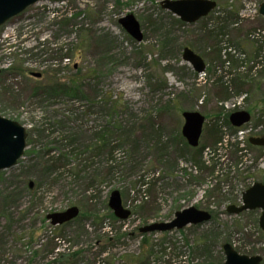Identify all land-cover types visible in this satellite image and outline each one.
<instances>
[{
	"label": "rangeland",
	"instance_id": "374dc122",
	"mask_svg": "<svg viewBox=\"0 0 264 264\" xmlns=\"http://www.w3.org/2000/svg\"><path fill=\"white\" fill-rule=\"evenodd\" d=\"M160 1H40L0 26V114L23 125L29 140L17 163L0 170V264H200L206 258L195 250L193 255L192 244L210 221L182 232L149 233L153 244H140L138 228L170 220L189 206L210 212L222 236L242 253L262 255L264 264L259 210L226 212L264 177V147L248 142L264 132L261 0H215L216 7L193 23L181 22ZM128 13L140 24V42L118 23ZM154 23H161V32ZM80 27L92 31L89 46L78 44ZM164 32L169 48L161 51ZM13 34L22 36L8 51ZM103 34L113 40L108 54L106 42L93 40ZM184 46L201 56L202 72L181 58ZM78 69L97 70L82 83L87 97L33 96L34 88L44 86L46 70H56L55 79L65 82ZM118 99L120 106L111 107ZM236 110L250 114L239 128L228 120ZM182 111L205 117L200 159L176 140ZM118 123L136 126L138 144L118 145L126 138L113 135ZM104 126L111 129V155L95 148ZM67 131L84 152L73 155L74 145L61 140ZM157 144L166 147L163 154ZM229 144H238L237 154ZM50 157L58 168L46 175ZM118 161L107 174L105 166ZM114 189L131 211L127 219L110 216L107 201ZM73 205L79 210L74 223L51 225L46 218Z\"/></svg>",
	"mask_w": 264,
	"mask_h": 264
},
{
	"label": "water",
	"instance_id": "95a60500",
	"mask_svg": "<svg viewBox=\"0 0 264 264\" xmlns=\"http://www.w3.org/2000/svg\"><path fill=\"white\" fill-rule=\"evenodd\" d=\"M44 0H0V26L9 19L16 17L29 6ZM62 1V0H53ZM160 6L163 9L176 15L184 23H193L206 16L215 6L214 0H161ZM259 14L264 18V0L259 4ZM124 30L136 41L143 38L138 20L132 13H128L118 20ZM181 57L191 64L196 72H202L205 63L201 56L191 48L184 47ZM33 76H40L39 72L32 73ZM183 124L181 134L188 145L194 147L199 143L205 117L198 111H183ZM250 119V114L245 110H237L229 115V122L239 127ZM27 132L19 122L0 114V170L14 166L18 159L23 156L26 148ZM253 145L264 146V137L251 136L248 138ZM31 185V184H30ZM108 206L114 216L119 220L128 218L130 210L122 204L120 192L112 190L108 197ZM258 209V225L264 233V183L256 181L246 188L241 194L239 205L230 204L226 207L228 214H238L245 210ZM76 206L67 207L65 210L52 212L47 215L52 225L61 224L72 220L78 215ZM211 214L195 206H189L176 211L170 220L152 222L139 228L140 232H165L172 229H180L191 224H201L209 221ZM224 259L218 264H259L261 256L258 254L247 255L239 253L230 243L222 246Z\"/></svg>",
	"mask_w": 264,
	"mask_h": 264
},
{
	"label": "trees",
	"instance_id": "16d2710c",
	"mask_svg": "<svg viewBox=\"0 0 264 264\" xmlns=\"http://www.w3.org/2000/svg\"><path fill=\"white\" fill-rule=\"evenodd\" d=\"M226 6H228V5H226ZM153 25H155V32H157V33L161 32V30H162L161 23L160 24L154 23ZM77 32L79 33L78 44H81L84 41V42H87V44L89 46L92 31H90L86 28L83 29L82 27H80L79 29H77ZM168 34H169L168 32L161 33V36H160L161 42L159 45L161 51L169 48ZM94 39L98 40V41H102L104 43L106 42L108 47L106 46L105 52L107 54L111 51V48L114 47L113 43H112L113 40L111 39V37L108 34L95 35L93 37V40ZM42 42H44V40H41L40 43H42ZM43 44H45V43H43ZM43 44L41 46H44ZM42 51H45V50H42ZM155 69L158 70V67H156ZM55 73H56V70H46L45 74H46L47 78H46V81L43 83L44 86L34 88L33 96L42 98L45 96L46 97L57 96L60 94V95L67 96L70 99L71 98L73 99V98L87 97V95L84 94V89H83L82 83L85 82L86 80L89 81L92 75H96L97 70L91 69V71H89V72L82 73V72H80V69H78L76 71V73L72 74L69 77V79L65 82L57 81L55 79V77H56ZM237 79H238V84H240V85H243L244 83H246V79H244V78H237ZM101 101L104 103H108L103 99H101ZM120 102H121V99L114 100L113 102L110 103L111 107L120 106ZM148 125H149V123H148ZM113 128L115 129V133L113 135H117V136H119V138H123V136H126L124 141H119L120 143H118V141H117L118 145L127 144L129 140H132L133 142H135L134 144H138L137 143L138 136H135L132 133V132H134V128H136V126L134 124L133 125L126 124L125 126H122L120 123H118L116 125V127H113ZM137 128H139V125L137 126ZM110 130L111 129L109 127L104 126L103 128H101L99 130V132L96 133L97 137L101 136V138L98 137L95 139L96 144H97L95 148H97V150L98 149H102V150L106 149L108 151V153L111 155L115 150V146L109 147L108 140L106 139V136L110 135ZM214 130H215L214 133L218 132L217 129H214ZM146 131H147V129L144 132L145 137H146ZM151 131L153 133H155L154 134L155 137H157L158 142H160V139H159L160 137L158 136V133L156 132V130H154V128L151 127L150 133H151ZM176 132H177L176 133V137H177L176 140L180 141L184 147H187L190 150L197 152V156L200 159L201 147L197 146V147L192 148V147L188 146V144L186 143V141L182 137L179 129L176 130ZM260 135L264 136V132H261ZM72 136H73V134H70V132L67 131V132H65V134H63L61 136V140L62 141L69 140L70 142H68L67 145H70V146L74 145V149L71 150V152H73L74 153L73 155L76 156V152L80 153V154H81V152H84V151L78 150L84 146H82L83 145L82 143L75 140L76 139L75 136L74 137H72ZM38 139H41V138L38 137ZM27 144H29V140L27 141ZM42 144H44V143H42ZM157 145H158V147H157L158 151L160 153L164 152V149L166 147L162 144H157ZM229 145H230V147L235 146L234 147V153L237 154V152L239 150L238 144H229ZM250 146H252V145H250ZM133 149L135 150L134 145H133ZM85 150H88V146H86ZM161 157H162V155H161ZM56 161H57V158H54V157H50L47 159L46 164H45L46 175L53 173L55 171V169L58 168V166H55ZM119 163H122V162L118 161L117 163L112 162L110 164H107L105 166L106 170H107V174H112V172L117 168V165H120ZM79 164H80V162H79ZM94 176L95 175L90 176L89 178L91 179ZM102 180H103V178H102ZM93 181L94 180H91L90 183H93ZM261 181L264 182V177ZM110 216L115 218L111 212H110ZM78 219H79V217L77 216L75 219H73L67 223L61 224V225L65 226L66 224L74 223L75 221H78ZM210 224H211V226H207L205 232L199 234L192 244V254L194 255L193 252L195 250L199 255H201V258H203V257L206 258L205 261L203 258V260L200 262V264H217V263L222 262L223 258H224L223 252H222V246L224 243L230 242L228 237L222 236V232L219 231L218 223H216V220H215V218H213V216L210 219L209 225ZM195 226L196 225H190V227H195ZM197 226L199 227V225H197ZM172 231L182 232V231H184V227L179 229V230H172ZM169 232L170 231L163 232V233H169ZM147 235H149V233L141 234L142 237L140 238V244L142 247H143V245L144 246H151L153 244L151 236L150 235L147 236ZM207 237H209V239ZM151 251L153 254L154 252H153L152 248H151Z\"/></svg>",
	"mask_w": 264,
	"mask_h": 264
}]
</instances>
